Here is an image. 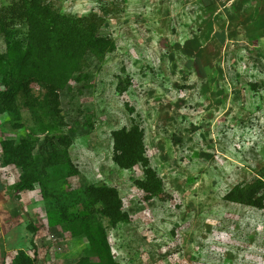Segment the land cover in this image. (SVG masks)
Segmentation results:
<instances>
[{
	"label": "rangeland",
	"instance_id": "obj_1",
	"mask_svg": "<svg viewBox=\"0 0 264 264\" xmlns=\"http://www.w3.org/2000/svg\"><path fill=\"white\" fill-rule=\"evenodd\" d=\"M35 3L92 17L114 48L85 55L58 109L20 97L11 112L9 44L26 48ZM133 124L161 180L150 198L144 168L113 161L112 133ZM7 140L31 165L5 164ZM23 176L38 182L19 192ZM261 179L264 0H0V264H106L102 233L117 264H264V209L227 199ZM98 185L117 189L127 223L103 216Z\"/></svg>",
	"mask_w": 264,
	"mask_h": 264
},
{
	"label": "trees",
	"instance_id": "obj_2",
	"mask_svg": "<svg viewBox=\"0 0 264 264\" xmlns=\"http://www.w3.org/2000/svg\"><path fill=\"white\" fill-rule=\"evenodd\" d=\"M29 23L26 48L16 47L10 43L9 63L11 70L7 80L8 90L4 94L3 109L14 111V103L23 98L29 107L35 104L59 107V91L65 89L73 74L83 69V59L88 52L103 54L112 51L114 46L109 39L97 35L95 21L92 17L74 18L52 11L48 6L35 3L33 8L23 14ZM20 50V51H19ZM24 50H27L24 52ZM17 53L14 55V52ZM6 56V58L8 57ZM22 55V57H21ZM47 60L44 63V60ZM32 85H37L39 92H35ZM36 95V96H34ZM114 140L113 161L122 169H132L136 166L144 168L146 180L140 187L152 197L160 192H152L155 185L161 186V180L150 167L144 145V130L138 125L124 127L112 133ZM66 148L71 145L70 140H61ZM3 154L6 165L26 167L23 153L15 147V142L4 141ZM15 157L18 160H15ZM31 157V155H30ZM27 168V167H26ZM35 172V170H33ZM155 181L158 183L155 184ZM38 177L23 176L16 185L17 191L33 188ZM91 199L102 205V214L110 220L112 226L127 223L128 215L123 212V202L115 188L106 185L90 186L87 190ZM159 195V194H158ZM227 199L258 209H264V179L257 180L245 188L233 190ZM94 251L109 257L106 264H117L111 257L110 246L104 234L95 237L90 234ZM101 242V243H100ZM100 243V244H99ZM36 259L21 252L14 264H35ZM82 260L78 264H86Z\"/></svg>",
	"mask_w": 264,
	"mask_h": 264
}]
</instances>
